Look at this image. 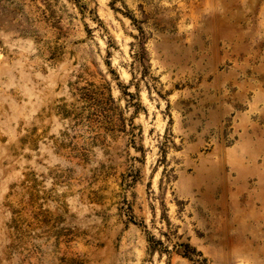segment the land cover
Listing matches in <instances>:
<instances>
[{
	"label": "rangeland",
	"instance_id": "374dc122",
	"mask_svg": "<svg viewBox=\"0 0 264 264\" xmlns=\"http://www.w3.org/2000/svg\"><path fill=\"white\" fill-rule=\"evenodd\" d=\"M0 264H264V0H0Z\"/></svg>",
	"mask_w": 264,
	"mask_h": 264
}]
</instances>
